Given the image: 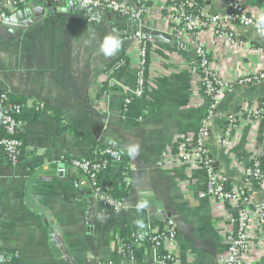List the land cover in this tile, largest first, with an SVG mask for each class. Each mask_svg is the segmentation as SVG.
Listing matches in <instances>:
<instances>
[{"label": "crops", "instance_id": "crops-1", "mask_svg": "<svg viewBox=\"0 0 264 264\" xmlns=\"http://www.w3.org/2000/svg\"><path fill=\"white\" fill-rule=\"evenodd\" d=\"M119 1L137 8L142 0ZM245 1L264 15V0ZM199 2L212 13L227 11L224 0ZM42 3L33 1L29 7ZM163 11L164 0H149L141 26L167 32ZM231 30L244 44L233 46L211 29L203 30L213 64L229 80L264 70V50H252L264 49V36L237 22ZM107 34L122 40L111 58L97 54ZM131 34L113 22L58 10L26 18L24 25L0 21V93L26 96L30 107L20 122L21 161L12 165L0 152V242L17 252V264H129L120 246L131 232L142 230L137 220L144 222L143 229H174L177 259L165 264H219L226 252L223 235L235 213L233 203L199 198L205 181L200 168L179 161L162 164L175 137L195 131L205 112L206 98L191 70L194 49L179 39L145 38L151 82L147 94L138 96V53ZM121 55L129 59L126 70L109 78L107 67ZM261 99L264 80L237 85L222 98L214 119L208 145L228 189L245 184L239 161L264 160V120L242 115L228 139V117ZM101 144L125 156L123 164L102 173L108 189L125 197L120 211L105 209L85 174L70 162ZM247 186L252 203L264 206V183L251 179ZM143 202L147 207L138 210ZM155 207L167 214L165 219L156 217ZM260 244L256 236L246 264H264ZM135 256V264H154L151 246L137 247Z\"/></svg>", "mask_w": 264, "mask_h": 264}, {"label": "built area", "instance_id": "built-area-1", "mask_svg": "<svg viewBox=\"0 0 264 264\" xmlns=\"http://www.w3.org/2000/svg\"><path fill=\"white\" fill-rule=\"evenodd\" d=\"M33 1L47 2L49 0H1L0 21H5L9 13L21 7L28 6ZM79 3L94 5L119 12L124 16L140 19L147 12L149 0H142L137 8L130 7L119 0H75ZM225 13H212L199 0H164L163 18L169 23L167 32L177 39L189 42L194 49V60L191 70L198 75L200 87L206 98L205 112L198 128L193 132L178 134L163 154V165H171L176 161L200 168L205 174L204 188L199 190V198H210L215 204L230 200L235 213L229 218L224 231L226 252L219 258V264H246L253 241L258 236L260 245L264 247V206L254 205L250 200L247 183L256 179L264 183V160L254 156L249 161H239L237 167L242 170L245 184L228 189L227 180L217 169L211 155L208 140L212 125L219 112L222 98L232 92L237 85H247L264 80V70L250 74H243L236 80H229L213 64L211 53L201 34L204 29H211L219 37L226 38L233 46L244 44L238 40L231 26L237 22L246 27H252L260 35L264 31L256 27L260 16L254 13L245 0H224ZM98 20V19H97ZM138 53V83L136 93L145 96L149 90L151 79L147 76L146 65L151 57V50L147 45L144 34L139 30L131 34ZM254 53H261L264 49L252 48ZM150 66V65H149ZM115 73L108 71L111 78ZM145 84L147 87H145ZM127 99V103H129ZM30 107L26 103L12 104L8 91L0 93V124L3 135L0 138V152L12 165L21 161L24 154L23 142L18 138L20 123L14 114L23 113ZM241 112L231 114L227 120L225 137L231 138L237 128L242 115L251 120H264V100L252 105H245ZM71 164L80 169L92 188L93 195L105 209L123 210L125 199L112 196L108 186L102 181V173L110 166L123 164V152L115 146L98 147L90 154L70 158ZM170 163V164H169ZM158 224V223H157ZM151 246L154 250V264H165L177 259V235L173 228L161 229L159 225L133 231L120 246V254L129 264H135L137 247ZM17 252H9L0 242V264H15Z\"/></svg>", "mask_w": 264, "mask_h": 264}, {"label": "water", "instance_id": "water-1", "mask_svg": "<svg viewBox=\"0 0 264 264\" xmlns=\"http://www.w3.org/2000/svg\"><path fill=\"white\" fill-rule=\"evenodd\" d=\"M29 6L30 5L24 6V8L19 9L15 13L14 17H7L5 21L11 23H16L20 21L21 24L24 25L26 18L34 19L35 17L43 15L47 12L56 11L58 9H64V11L81 14L87 18L113 22L116 27L121 29L126 28L127 31L131 33L140 30L144 34L145 38H147L148 36H155L157 38H162L173 42L177 40L175 36L168 32L141 26V22L137 18L124 16L119 12L110 11L102 7L79 3L75 0H49L35 7ZM154 211L156 212V217L160 220L163 218L165 219L167 216V214L163 210L158 209L156 207L154 208ZM171 224L172 222L170 221L169 225Z\"/></svg>", "mask_w": 264, "mask_h": 264}, {"label": "trees", "instance_id": "trees-1", "mask_svg": "<svg viewBox=\"0 0 264 264\" xmlns=\"http://www.w3.org/2000/svg\"><path fill=\"white\" fill-rule=\"evenodd\" d=\"M27 1L30 2L31 0H27ZM147 45H148V48L150 50V43L148 41H147ZM128 64H129V59L127 58V56L126 55H121L120 58H118L116 61L112 62L107 67V71H113L114 73H117V74L121 75L126 70ZM149 65H150V58H149V61L147 62V65H146V72H147L146 74H147V76H148V72H149V69H150ZM145 87H147L146 84H145ZM9 96L11 98V103L12 104H21V103L26 102V100H28V97L23 96V95H17V94L9 93ZM262 100H264V99H261L259 101H262ZM14 116L16 117V119L18 120L19 123L26 118V115L24 113L14 114ZM76 133H77L78 136L83 137V138H90L91 137L88 134L83 133V132H76ZM17 136H18V138H20L22 140L23 145H25L24 135H23L21 130L19 131ZM106 146H108V145L107 144H101L100 145V147H102V148H104ZM110 193L112 194L113 197H115L117 199H125V197L122 194H120V193H116V192H113V191H110ZM15 264H17L16 260H15Z\"/></svg>", "mask_w": 264, "mask_h": 264}, {"label": "clouds", "instance_id": "clouds-1", "mask_svg": "<svg viewBox=\"0 0 264 264\" xmlns=\"http://www.w3.org/2000/svg\"><path fill=\"white\" fill-rule=\"evenodd\" d=\"M58 11H64V9H58ZM256 27L259 30L264 31V15H261L258 18ZM121 47L122 40L119 34H107L103 37L102 41L100 42L97 54H102L104 57L111 58L121 50ZM135 151V149H130V155H134ZM145 207H147V202L139 204L138 210L143 209ZM136 223L141 229L145 227V224L142 220H137Z\"/></svg>", "mask_w": 264, "mask_h": 264}, {"label": "rangeland", "instance_id": "rangeland-1", "mask_svg": "<svg viewBox=\"0 0 264 264\" xmlns=\"http://www.w3.org/2000/svg\"><path fill=\"white\" fill-rule=\"evenodd\" d=\"M115 74H117V73H115Z\"/></svg>", "mask_w": 264, "mask_h": 264}]
</instances>
